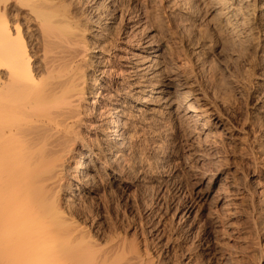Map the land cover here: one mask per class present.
I'll list each match as a JSON object with an SVG mask.
<instances>
[{"label":"bare ground","instance_id":"1","mask_svg":"<svg viewBox=\"0 0 264 264\" xmlns=\"http://www.w3.org/2000/svg\"><path fill=\"white\" fill-rule=\"evenodd\" d=\"M109 1L0 0V264H153L117 236L103 244L86 238L65 219L61 204L90 195L99 179L126 181L122 166L134 137L129 127H160L165 121L170 131H155L172 142L158 157L176 159L193 176L188 191L166 209L170 225L190 234L202 222L178 264H264V0H166L173 14H185L188 22L197 20L195 6H201L218 36L230 35L252 49L260 83L247 91L256 112L247 121L261 172L255 169L251 184L256 185L246 189L229 175L217 182L202 167L204 150L236 130L223 110L222 60L213 61L208 52L213 42L204 33L197 40L188 37L185 41L196 46L184 55L193 62L182 54L178 62L166 37L145 32L139 12L121 14L112 37ZM244 202L251 206L248 213L241 211Z\"/></svg>","mask_w":264,"mask_h":264},{"label":"rangeland","instance_id":"2","mask_svg":"<svg viewBox=\"0 0 264 264\" xmlns=\"http://www.w3.org/2000/svg\"><path fill=\"white\" fill-rule=\"evenodd\" d=\"M163 4H166V5H163ZM195 4L196 3H194V5ZM108 5H109V7H108L109 14L111 16L113 15L112 20L114 22L111 26V29L113 28V30L110 29L111 33L114 32V35L111 34L112 37H114V36L116 37V33L118 34L119 29L121 27V23H122L121 14L124 16H128L129 14H134L135 12H139L140 14H142L144 16L143 26H144L145 32H148V31L154 32L155 31V33H157V36L162 37V38L166 37L165 39H168V43H170L171 45L174 46V47L173 46L171 47L173 52L175 53V54L173 53V56L176 59V61H178V62H183L182 60L185 61L186 60L185 56H187V55L190 56L191 49L194 46H196V44H194V43L191 46V43L189 44L188 42L185 41V40L189 39L188 37H192V38L196 39L197 38L196 36H199L201 33L202 34L204 33V36L207 38V40L210 42L211 41L213 42L211 44L213 46V47L211 46V51L210 50L208 51L209 56L211 55L210 56L211 58L215 57V58H213V61H217V59L222 60L221 61L222 65L220 64L221 65V69H220L221 71L219 70V72H220L219 80L221 82V83L219 82V84H220L219 86L222 87V89H221L222 92L223 91L227 92V93L226 92L222 93V94H224V97L226 95L228 96V97L226 96L227 98L223 97L226 104L224 103L225 105H223V106H225V107H223V106L222 107H223L224 111H226V109H227V111L229 112L228 113L226 111V113H228L229 115L231 114L230 115L231 116L230 123L234 127L236 126L235 127L236 130H235L234 134H232V135L225 133V134H222L221 137L218 136L216 138L215 142L211 143V145H210L211 147L209 146L206 150H204L206 153V157L208 159L206 158V160L203 163L204 165L202 167L205 168V170H207L206 168H208L209 169V170H207L209 172L208 175H211L210 177L213 179L215 178L217 182L223 181L225 177L226 178L230 177L232 179L234 178L236 183L237 184L239 183V186L242 183L241 181H243L241 187L245 188V189L248 187H253L254 185H256V183H255L252 186V184H253L252 183V177H253V172L255 171V169H256L255 173L257 172V170L258 171L260 170V166L258 164H255V162L257 163L259 153L257 152L258 151V146H256L257 143L255 144L256 139H255V137L252 136V134L254 135V133L252 131H249V121H247L248 119L251 121L253 119V116L255 118L256 112L252 108L251 99H249V97L247 99V97H246L247 93H248L247 91L250 90L251 87L257 86V84L260 83L259 82L260 79L258 77H256V74H258L260 72V70L258 68H255V60L253 59V56H251L252 55V49L249 46H245V48H244V46L241 45L242 46L241 47L240 44L238 45L236 42H234L235 39L233 40L232 36L230 37V35H227V38H226V36L225 37H223V36L221 37V35L218 36V34L213 29H211L212 27L208 24V22H207L208 20L205 16V13L203 12V9L199 5H196L195 10H194V12L197 10L195 12V15H197V20L189 19V22L185 21L186 20L185 14L184 15L183 14H176V13L173 14L171 8H174V7L170 6L171 4L168 5V2L166 0H163L162 3H161V0L160 1H158V0H147V1L142 0L141 3H138L137 0H110L108 2ZM146 5H147V8H146ZM163 6H165V7L168 6L167 7L168 11ZM169 6L171 8H169ZM162 8H164V9H162ZM138 9L141 11H139ZM162 10H164V11H162ZM165 12L167 15L165 14ZM171 14H173V15H171ZM201 14H204V15H201ZM183 19H185V20H183ZM167 20H168V22H167ZM181 20H182V22H181ZM170 21L173 23H171ZM170 23L173 25L172 27H171ZM145 24H147L148 28ZM188 24L191 26H189ZM201 26H202V28H205L206 30L199 28ZM174 27H175V29H173ZM181 27L182 28L186 27V28H184L185 31H184V29L181 30L182 29ZM180 30L183 33V34H181L182 36H180V32H181ZM210 30H213V31L211 32ZM190 31H193L191 35H190V33H191ZM171 32L173 34H175L176 32H178V33H176L175 35H172ZM185 32H187L186 33L187 35L185 34ZM198 32H200V33L198 34ZM188 33H189V35H188ZM193 33H194V35H193ZM159 34H161V35H159ZM167 34H168V36H167ZM216 34H217V36H216ZM170 35H172V36H170ZM186 36H187V38H186ZM179 37H180V39H179ZM172 38H174V39H172ZM182 38H184V39H182ZM169 39H171V40H169ZM194 39H191V40L194 41ZM182 41L184 42L183 44L185 46L182 44ZM185 42L188 44H186ZM186 46L188 47V49ZM237 47H239V48L237 49ZM247 47L250 50L246 49ZM181 48H183V51ZM220 48H221V50H220ZM241 48H243V50ZM109 49L111 50L110 52L113 51L112 47ZM186 51L188 53H187V55H184L185 54L184 52H186ZM216 53L218 56L217 55L215 56ZM248 53H251V54H248ZM181 54L184 55V57ZM229 54L231 56H229ZM221 56L224 57V59ZM178 57H180V58L178 59ZM181 57H183L182 60H181ZM189 59H191L190 61L193 62L192 57H190ZM214 59H216V60H214ZM252 60H253V63H250V62H252ZM192 66H191V68L195 69L194 73L196 72L198 74L199 70L197 69L198 67L196 66V64L192 63ZM252 66H254V68ZM253 73H255V75ZM244 78H245V80H244ZM92 81H94L93 78H92ZM245 81H246V83H245ZM250 85H252V86L250 87ZM227 101H228V103H227ZM226 105H228V106H226ZM162 125L164 126V128L162 127ZM169 125H171V123L169 121L163 122L160 126L161 128L158 125L149 124V125H146L143 127L144 130L140 129L139 127L130 126L129 127L130 129H128V131L130 130L129 131L130 134L132 133V131H134L132 134L134 135V137L137 140L134 139V137H133V140H132V146L133 147L131 146V148H130L131 151L129 150L130 153L128 151V156H129L128 159L129 160L128 159L127 160L129 162L126 161L124 163V165L127 167H125L124 165L122 166L123 171L125 172L124 175L125 174L127 175V176L125 175L126 176L125 178H127L126 181L122 182L121 180H119V181H117L118 183L115 182V183L111 184L108 182L106 183V181H101L99 179V180L94 181L92 183L93 185H91V187L93 188V191L90 195H87V196L84 195V197L82 196V198L74 199V202H72V200H70L71 202L68 201V203H67V201L63 200V202H62L63 205L61 204V207L63 206L64 209L63 208H61V209L63 210V214L65 212V214H64V216H66L65 219H68L70 221V223L72 222V224L74 226H77V228H79V231L80 230L83 231V232L80 231L81 234L85 233L84 235L82 234L83 236H86V238L90 237V239L92 237L94 239V242L97 241L98 243L100 242L101 244H103L106 239H107L106 241H108L110 239H113V237L115 239V237L117 236L116 238L119 239L120 241L122 239L121 242H124V246L126 247V249H129L130 246L135 247L139 254L142 253L141 255H143V256H146V254H147L149 256L148 258L152 259L150 261L153 262V264L154 263L155 264H157V263L158 264H178L180 262L179 260H181V258H182V253L187 251V249L190 247L191 242H192L191 240L193 239V236H195V234H196L195 232L199 231L198 229L201 228L200 225L202 222H200V225L198 223L197 226L194 228L195 231L190 233V234L187 233L186 230L184 231L185 228H183V227L180 228L178 225L176 226L175 223H174L175 225H172V226L170 225V223L173 224V222H172L173 220L169 216L170 211L166 210V209L170 208L171 203L175 199H177V197L179 198L182 195V193H186V191H188L186 187L189 185V183H190L189 180L191 181L193 176H192L191 172H189L190 174L189 173L186 174L187 172L184 169L180 168L176 159H171V160L166 161V160L161 159V157H158L159 154H162L164 151L167 150V147L170 146L172 141H171V138L169 136H166L167 138L165 137L164 139L163 138L159 139L157 137V131H155V130H157L158 128H160V130L161 129H166V130L169 129L166 131V132H169L171 129V126H172V125L171 126H169ZM147 126H149V127H147ZM150 126L152 129H150ZM146 127H147V129H146ZM139 129L141 131H143L144 133L141 132ZM152 130L155 132L153 133ZM138 131H139V133L141 132V135L138 133ZM249 132L251 133V135ZM148 135H150V136L148 137ZM137 136H139V137H137ZM152 138H154V140L156 139L157 141L156 140L154 141ZM138 140H139V142H138ZM151 140L153 142H150ZM154 142H156V143H154ZM150 144H151V146H149ZM158 144L160 145L161 148L158 146ZM155 147H156V149H155ZM154 150H156V151H154ZM129 154H132L133 157L131 158V155H129ZM252 155L255 157L256 160H254ZM130 162L131 163L135 162V163H133L131 166ZM147 162H148V164H147ZM145 165H147L148 167ZM205 165H206V167H205ZM142 166L145 167V170ZM160 169H163V170H160ZM175 169H177V170H175ZM140 170H142V171H140ZM148 170H149V172H148ZM153 172L154 173L156 172V173L154 174ZM178 172H180V173H178ZM227 172L228 173L230 172L231 174H228ZM259 172H261V170ZM183 173H184V175H183ZM232 173H233V175H232ZM147 174H149V175L146 176ZM180 174H182L183 176ZM234 174H235V177H234ZM152 175L153 176L155 175V176L153 177ZM223 175H225V176H223ZM228 175H229V177H228ZM239 176H240V178H239ZM190 177H192V178H190ZM158 178H159V180H157ZM235 178H237L238 180H236ZM181 180H182V182H180ZM258 180H260V179L257 178V181ZM101 182H102V184H101ZM249 182H250V184H249ZM97 185H99V186H97ZM184 185H185V187H184ZM95 186H96V188H95ZM180 189L182 192L180 191ZM174 194H176V195H174ZM173 196H175V197H173ZM247 202H248V200H247ZM247 202H244L243 206L241 207V211H243L245 213H248L251 210V206L248 207L249 205H247L248 204ZM64 203H67V204H64ZM165 203L167 204L168 208L166 207ZM246 205H247V208H246ZM244 208H245V210H244ZM165 211H166V213H165ZM162 212H164V213H162ZM234 221L236 223L238 221H239L238 223H241L240 220L235 219ZM198 225H199V228H198ZM151 226H153V228H151ZM155 226H156V228H155ZM173 226H174V229H173ZM169 227H170V229H169ZM170 230L172 231V233ZM151 233H152V235H151ZM185 233L189 234V235H186ZM174 235H176L177 237ZM165 236H166V239H165ZM173 237H174V239H173ZM176 238L177 239L179 238L181 240L178 239L179 240V242H178V240ZM158 239H160V240L156 241ZM167 239H170V240L172 239L173 241L172 240L170 241ZM187 239L190 242H188ZM165 241H167V242H165ZM185 242L188 244H186ZM165 245H167V246H165ZM186 246H187V248H186Z\"/></svg>","mask_w":264,"mask_h":264}]
</instances>
